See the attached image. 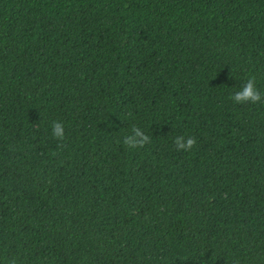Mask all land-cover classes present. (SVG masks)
<instances>
[{
	"label": "trees",
	"instance_id": "trees-1",
	"mask_svg": "<svg viewBox=\"0 0 264 264\" xmlns=\"http://www.w3.org/2000/svg\"><path fill=\"white\" fill-rule=\"evenodd\" d=\"M250 76L264 0H0V264H264Z\"/></svg>",
	"mask_w": 264,
	"mask_h": 264
},
{
	"label": "clouds",
	"instance_id": "clouds-1",
	"mask_svg": "<svg viewBox=\"0 0 264 264\" xmlns=\"http://www.w3.org/2000/svg\"><path fill=\"white\" fill-rule=\"evenodd\" d=\"M230 99L235 104H259L264 102V94H262L256 87L255 77L250 76L242 85L239 91L235 92ZM52 136L57 140L58 147H63L65 140L64 125L59 121H53L51 124ZM151 142V138L144 133L139 127L133 126L131 135H125L122 138L123 145L131 149H142ZM175 150L177 152H191L196 146L197 141L194 137L176 136L174 141ZM11 264H16V260H11Z\"/></svg>",
	"mask_w": 264,
	"mask_h": 264
}]
</instances>
